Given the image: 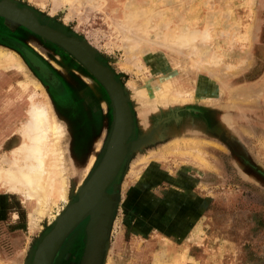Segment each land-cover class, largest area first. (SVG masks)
I'll list each match as a JSON object with an SVG mask.
<instances>
[{
	"label": "rangeland",
	"instance_id": "1",
	"mask_svg": "<svg viewBox=\"0 0 264 264\" xmlns=\"http://www.w3.org/2000/svg\"><path fill=\"white\" fill-rule=\"evenodd\" d=\"M13 1L31 9L44 25L85 40L128 94L151 77L172 79L193 94L180 99L174 111L162 107L158 112L129 95L134 119L129 141H140L144 124L155 126L159 114L164 122L160 137L142 141L128 155L115 192L108 189L117 194V204L101 264H264V0H81L67 20V5L53 11L52 0ZM133 9L140 15L152 11L144 41L187 26L199 35L207 32V39L192 43L196 47L185 49L178 61L165 50L143 48L137 64L127 68L120 33L124 14ZM17 44L41 56L58 81L52 88L10 47ZM0 47L22 58L59 119L77 120L74 140L69 134L62 142L70 196L59 209H65L76 200L74 187L97 142L95 162L82 185L102 158L112 122L109 97L63 49L1 17ZM21 77L15 71L0 76L9 83L0 92V161L19 143L13 130L27 103L16 85ZM33 207L20 195L0 190V264H23L52 228L57 218L48 212L30 229ZM87 222L67 237L53 264H80ZM98 255L97 250L94 259Z\"/></svg>",
	"mask_w": 264,
	"mask_h": 264
},
{
	"label": "bare ground",
	"instance_id": "2",
	"mask_svg": "<svg viewBox=\"0 0 264 264\" xmlns=\"http://www.w3.org/2000/svg\"><path fill=\"white\" fill-rule=\"evenodd\" d=\"M52 3L53 11L61 5L69 6L66 16L67 20L73 17L74 13L79 10L82 2L81 0H52ZM151 12L150 10V12L141 13L140 15L138 11H134L133 9L129 13L124 14L122 19L123 23L121 24L122 33L120 34H123L122 47L126 49L124 66L127 68L137 64V61H139L138 58L144 52L143 48L150 51L159 49V53H162L160 52L161 50H165L172 61H178V56L183 55L182 53L185 49L188 47H196L193 46L192 43L199 39H207V32H204V35H199L198 31L190 29L187 26L186 28L182 27L183 29L179 30L175 35H166L164 33L165 35H163L162 38L154 37L144 41L142 35L147 34V32L152 29V27H150ZM77 14L79 13H76V15ZM139 17L141 18L140 24H136ZM179 23L181 24V22ZM138 26H140V28H138ZM137 30H139V34ZM137 36L139 38H136ZM208 38H210V36ZM142 43L144 44L140 47ZM196 53L193 55L194 57ZM214 57L213 55V58ZM216 61L219 62L218 59L215 60V62ZM11 71H15L22 75L21 79L16 81V85L21 92L27 95V103L23 111L24 113L18 119V125L13 130L17 132L19 143H16L17 145L11 152L4 154L0 161V190L18 194L24 202H28L30 206H34L30 211L29 225L30 229L34 230L38 227L39 220L47 216L48 212H50L49 216L54 217V219L58 218L65 210L64 207V210L59 209L60 202L69 201V176L67 177L68 170L66 168L65 150L62 142L65 137L68 138L69 134H71L74 140L72 124L77 123V120L70 121L71 123L68 124V121L64 119V117L59 119L52 101L43 93L44 90L42 93H39L42 89L41 83L26 72L27 70L22 58L13 50L0 47V76H4V73ZM97 82L100 84L101 88L104 89L99 80ZM133 85L131 84L132 87ZM8 87L9 83L3 82L0 78V92L6 90ZM31 90L32 92L29 93ZM124 90L126 98L130 100L129 97L134 95L133 97L135 99L142 102L143 105L147 104L150 106V109L154 112H158L162 107L174 111V105L180 99L185 101V98L192 97L193 95L189 88H185L182 84H176L172 79L158 80L154 77H151L144 86L138 87V89L135 88L134 85L133 94H128L125 88ZM8 103V100H6L5 105H8ZM163 118L164 116L159 114V117L155 119V126L152 127L148 124H144V131L140 134L139 143L142 141L149 142L150 139L154 140L152 137H160V127L164 122ZM77 132H79L78 129ZM74 144V141H72L71 150H73ZM99 147L100 142H97L94 149L95 153L98 151ZM94 152L90 155L84 169V177L78 185L74 187V192H77V190L79 192L82 182L90 172L96 159ZM57 208V215H54L52 211H55ZM95 253H97V249Z\"/></svg>",
	"mask_w": 264,
	"mask_h": 264
},
{
	"label": "water",
	"instance_id": "3",
	"mask_svg": "<svg viewBox=\"0 0 264 264\" xmlns=\"http://www.w3.org/2000/svg\"><path fill=\"white\" fill-rule=\"evenodd\" d=\"M0 17L18 24L57 45L104 87L112 107L110 131L104 152L96 168L85 180L76 200L71 202L53 222V226L30 252L26 264H53L61 246L75 228L86 218V243L80 264H101L115 207L117 194H109L130 153L140 148L139 138L129 141L134 132V119L124 87L114 73L96 58L95 49L85 40L69 37L39 22L37 15L13 0H0ZM146 143H143V145ZM99 213V214H98ZM99 251L95 259V250Z\"/></svg>",
	"mask_w": 264,
	"mask_h": 264
},
{
	"label": "flooded vegetation",
	"instance_id": "4",
	"mask_svg": "<svg viewBox=\"0 0 264 264\" xmlns=\"http://www.w3.org/2000/svg\"><path fill=\"white\" fill-rule=\"evenodd\" d=\"M18 6H20V5H18ZM20 7H22V6H20ZM37 18H38L39 22L44 25V23L42 22V20L39 18L38 15H37ZM51 28L64 33L60 29H57L54 27H51ZM64 34L66 36L73 37V36L67 35L66 33H64ZM10 47L13 48L14 50H16L17 52H19L21 54V56H23L25 58L26 62H28L29 65H31L33 68H35L37 70V72L40 74V76L43 78V80H45L51 88H52L54 82H56V83L58 82L57 80H55V81L53 80V77H55V76H53L54 74L52 72H50L51 71L50 69H49L50 71L47 69V65H45L43 62H41V61H43L41 56L39 57L34 51H31V50L24 48V47H20V46L17 47L16 45H14V46L12 45Z\"/></svg>",
	"mask_w": 264,
	"mask_h": 264
},
{
	"label": "crops",
	"instance_id": "5",
	"mask_svg": "<svg viewBox=\"0 0 264 264\" xmlns=\"http://www.w3.org/2000/svg\"><path fill=\"white\" fill-rule=\"evenodd\" d=\"M26 262H27V259L25 260V262L23 264H26Z\"/></svg>",
	"mask_w": 264,
	"mask_h": 264
}]
</instances>
